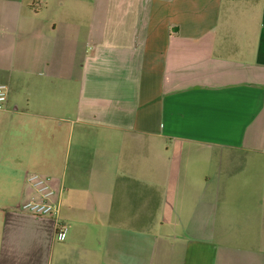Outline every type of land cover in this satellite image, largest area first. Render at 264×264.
<instances>
[{
	"label": "crops",
	"instance_id": "crops-1",
	"mask_svg": "<svg viewBox=\"0 0 264 264\" xmlns=\"http://www.w3.org/2000/svg\"><path fill=\"white\" fill-rule=\"evenodd\" d=\"M0 84V264H264V0H0Z\"/></svg>",
	"mask_w": 264,
	"mask_h": 264
},
{
	"label": "built area",
	"instance_id": "built-area-1",
	"mask_svg": "<svg viewBox=\"0 0 264 264\" xmlns=\"http://www.w3.org/2000/svg\"><path fill=\"white\" fill-rule=\"evenodd\" d=\"M7 98V86L0 84V108ZM25 183L35 192V199L26 200L19 205L22 211L36 216H50L54 219V236L57 240H64L67 225L59 219L61 191L57 190L47 176L38 173H26Z\"/></svg>",
	"mask_w": 264,
	"mask_h": 264
},
{
	"label": "rangeland",
	"instance_id": "rangeland-1",
	"mask_svg": "<svg viewBox=\"0 0 264 264\" xmlns=\"http://www.w3.org/2000/svg\"><path fill=\"white\" fill-rule=\"evenodd\" d=\"M52 4H53V6H54V5H56V2H53Z\"/></svg>",
	"mask_w": 264,
	"mask_h": 264
}]
</instances>
